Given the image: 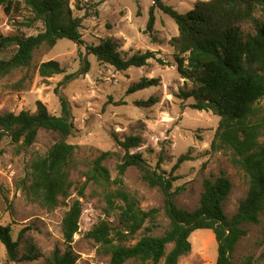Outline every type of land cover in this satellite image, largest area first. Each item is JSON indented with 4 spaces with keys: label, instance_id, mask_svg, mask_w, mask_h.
<instances>
[{
    "label": "trees",
    "instance_id": "1",
    "mask_svg": "<svg viewBox=\"0 0 264 264\" xmlns=\"http://www.w3.org/2000/svg\"><path fill=\"white\" fill-rule=\"evenodd\" d=\"M146 33L152 34L155 23V10L170 17L177 25L178 35L168 40L173 49V60L181 79L193 84L189 91L180 90L175 96L181 101L190 98L195 103L190 109L212 111L219 117L210 149L212 152H228L230 162L248 177V192L240 202L236 213L228 217L223 203L232 185L220 173L215 178L203 180V191L198 207L194 211L179 208L174 200L173 183L178 179L174 173L181 164L190 160L188 154L177 158L170 173L160 170L161 158L152 169L140 153L130 150L141 145V138L129 136L116 139L124 154L117 165V176L112 179L104 162L112 156L101 152L84 170L75 155L77 147L66 142L73 134L71 108L68 100L55 89L60 104V116L51 115L45 104L36 102V111L31 114L21 111L18 114H0V143L8 138L15 145L16 154L29 149L36 141L40 130L51 131L60 136L44 155L31 158L27 176L28 184L24 192L30 203L53 211L64 205L68 209L61 221L64 242L70 245L79 231L82 203L72 199V191L78 198L90 188L104 204L107 219L115 218L116 227L100 220L86 237L110 256L111 264H124L130 260L141 264H177L180 257L191 250L189 238L197 230L212 231L217 243L215 264H234L233 253L239 241L247 235L246 225H258L264 215V113L259 101L264 97V0H209L197 1L186 14H180L162 0H151ZM33 15L32 22L42 23L44 29L34 36H3L0 33V51L14 48L9 59L0 60V80L32 65L33 54L41 47L53 48L59 40H69L82 45L81 20L72 16L69 0H23ZM14 0H0V7L8 13L16 6ZM250 23L253 32L244 33L242 26ZM93 55L98 62L107 64L117 71L142 68L149 60L156 58L153 52L136 53L126 58L119 51L117 43L103 40L97 46L86 47V55ZM84 57V58H85ZM81 59V69L66 75L60 85L85 75L89 63ZM41 78H50L64 73L59 63L48 61L37 68ZM25 77L16 82L12 89L24 90ZM157 79L143 78L132 85L129 93L157 86ZM158 103L151 96L137 106L151 108ZM130 168L136 169L141 180L149 188H157L164 197V213L169 219V228L162 236L143 235L134 245L126 242L134 240L144 224L153 222L158 209L144 211L134 193L127 190L123 177ZM78 171L84 181L77 185L72 180V172ZM24 229L18 239H12L9 225H0V244L3 245L6 261L9 263H33L43 257L31 240L25 241V250L20 255V244ZM168 245L171 250L166 253ZM264 259V252L261 254ZM70 252L60 254L55 251L44 264H74ZM241 264H255L253 257H247Z\"/></svg>",
    "mask_w": 264,
    "mask_h": 264
},
{
    "label": "rangeland",
    "instance_id": "2",
    "mask_svg": "<svg viewBox=\"0 0 264 264\" xmlns=\"http://www.w3.org/2000/svg\"><path fill=\"white\" fill-rule=\"evenodd\" d=\"M5 13L0 7V33L3 36H34L44 29L42 23L32 22L33 15L23 0ZM180 14L189 12L195 2L209 0H162ZM151 0H69L72 16L81 20L82 45L69 40H59L53 48L41 47L33 54L32 65L28 70L14 72L0 80V114H18L36 111V102L45 104L48 112L60 116V104L55 89L58 88L71 108V121L74 125L72 136L66 142L77 147L75 158L84 170L101 152L112 156L104 162L112 179L117 176V165L124 154L116 139L129 136L141 138V145L131 149L140 153L148 165L154 169L161 158L160 170L168 175L177 158L188 154L190 160L181 164L174 173L178 179L173 183L174 200L179 208L194 211L199 204L204 179L215 178L223 173L230 181L232 189L223 203L224 213L232 217L248 192V177L230 162L228 152H212L210 149L219 117L212 111L190 109L193 98L181 101L176 98L180 90L189 91L193 84L181 79L173 60V49L168 40L178 35L175 22L159 10H155V23L152 34L146 33ZM244 33L253 32L250 23L242 26ZM111 39L126 58L136 53L153 52L163 65L149 60L142 68L117 71L110 65L98 62L93 55H86V47L97 46L103 40ZM14 48L0 51V60L9 59ZM85 57V58H84ZM81 59L89 63L85 75L73 78L64 85L60 83L66 75L81 69ZM83 60V61H84ZM56 61L63 69L61 75L41 78L37 68L41 63ZM25 77L24 90L15 91L12 86ZM157 79V86L129 93L128 89L141 79ZM157 97L158 103L151 108L137 106V102L149 97ZM264 113V97L258 103ZM58 140L57 133L40 130L35 143L26 151L16 154L15 145L8 138L0 143V225H9L12 239H18L24 229L19 254L25 250V241L31 240L43 257L33 263L44 264L53 252L61 255L70 252L74 264H111L100 245L86 237L100 220L107 217L104 204L87 188L84 198H78L72 191L69 204L78 199L82 203L79 231L73 242H64L61 221L67 211L62 205L53 211L30 203L24 189L28 184L30 160L35 155H44ZM72 180L77 185L84 179L78 171L72 172ZM128 191L134 193L142 210L158 209L156 219L147 221L134 240L125 245H134L143 235L162 236L169 228V219L164 213V197L157 188H149L139 172L130 168L123 177ZM113 228L115 218L107 219ZM247 235L242 238L232 256L234 264H241L247 257H253L255 264H264V215L258 225H246ZM190 252L179 258L177 264H215L217 243L210 230H197L189 238ZM172 248L168 245L166 253ZM6 261L5 249L0 244V264ZM16 264V263H9ZM124 264H141L130 260ZM151 264V263H146ZM158 264H163L161 260Z\"/></svg>",
    "mask_w": 264,
    "mask_h": 264
}]
</instances>
